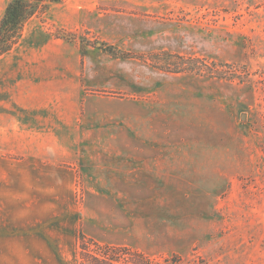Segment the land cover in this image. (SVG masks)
I'll return each mask as SVG.
<instances>
[{
  "label": "rangeland",
  "instance_id": "obj_1",
  "mask_svg": "<svg viewBox=\"0 0 264 264\" xmlns=\"http://www.w3.org/2000/svg\"><path fill=\"white\" fill-rule=\"evenodd\" d=\"M35 22L86 59L71 130L56 125L73 186L20 205L24 157L0 154V264H79L83 230L134 232L121 247L154 264H264V0H66ZM134 134L168 148V186L129 185L130 168L146 174L127 156Z\"/></svg>",
  "mask_w": 264,
  "mask_h": 264
},
{
  "label": "crops",
  "instance_id": "obj_2",
  "mask_svg": "<svg viewBox=\"0 0 264 264\" xmlns=\"http://www.w3.org/2000/svg\"><path fill=\"white\" fill-rule=\"evenodd\" d=\"M34 19L36 18L30 19L24 25L18 42L0 55V154L24 157L18 159L16 165L17 195L14 198L18 199L20 205L30 202L40 204L42 200L46 204L52 203L47 200L57 199V188L73 186L71 178H58V175L62 174L57 165L58 157L72 156V144L69 143L70 147H67V136L58 132L56 125H68L71 130L70 126L80 106L78 103L83 87L82 61L86 64L79 45L71 44L62 38L48 37V33L41 27L42 23L37 26L36 22L33 23ZM95 87L102 86L97 83ZM136 121L134 112L130 116V126ZM141 139L149 142L154 140L148 134L144 138L134 134L130 138L131 146L127 150V156L129 161L133 159L135 162L139 157H145L143 171L146 174L139 178L136 169L130 168L129 185L150 188L168 186V148H140L137 143ZM149 156L154 158H148ZM22 189H28L31 195L26 197ZM21 199L33 201L25 203L23 200L21 203ZM55 216L56 214L50 215L48 220ZM97 220L100 221L99 217ZM85 221L88 219L82 218V226ZM36 222L38 223L32 226L44 227L43 225L49 224L39 219ZM59 226L61 230H74L70 220L60 222ZM116 232L121 237L120 230ZM46 233L50 235L49 232ZM83 233L99 244L112 246H129L133 236H136L134 232L122 234L120 240L118 234H113V239L98 232L88 234L83 230ZM59 237L60 246H69V236Z\"/></svg>",
  "mask_w": 264,
  "mask_h": 264
},
{
  "label": "trees",
  "instance_id": "obj_3",
  "mask_svg": "<svg viewBox=\"0 0 264 264\" xmlns=\"http://www.w3.org/2000/svg\"><path fill=\"white\" fill-rule=\"evenodd\" d=\"M64 1L66 0H10L0 20V55L18 42L24 25L30 19L45 16L52 6ZM107 51L115 54L111 48H107ZM76 254L79 264H154L141 252L127 247L99 244L83 235L79 238Z\"/></svg>",
  "mask_w": 264,
  "mask_h": 264
}]
</instances>
